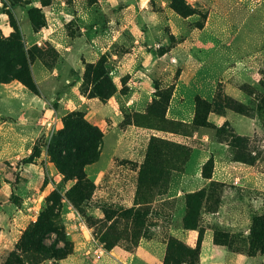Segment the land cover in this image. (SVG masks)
Instances as JSON below:
<instances>
[{
  "label": "rangeland",
  "instance_id": "obj_1",
  "mask_svg": "<svg viewBox=\"0 0 264 264\" xmlns=\"http://www.w3.org/2000/svg\"><path fill=\"white\" fill-rule=\"evenodd\" d=\"M3 41L20 57L0 47V264H264V186L214 179L229 122L194 123L181 78L252 56L221 84L263 95L264 0H0Z\"/></svg>",
  "mask_w": 264,
  "mask_h": 264
},
{
  "label": "crops",
  "instance_id": "obj_2",
  "mask_svg": "<svg viewBox=\"0 0 264 264\" xmlns=\"http://www.w3.org/2000/svg\"><path fill=\"white\" fill-rule=\"evenodd\" d=\"M224 49L226 51L228 47H225ZM255 59L256 57L252 56L241 57L238 61L239 64L232 66L228 70H225V68H222L219 64L215 66L210 59L209 61H196L197 64L194 63L192 67L190 66L192 65L190 60H187L184 62L181 78L184 79L187 82V85L194 89L198 95L206 100H213L216 95L218 85L227 81V79L231 78L234 74H243L244 72H247V70L258 73L260 65ZM176 61H179V59L177 58ZM219 66L221 67V71H224L223 74L226 72V76H228L227 78L220 77L221 75L216 73L215 70ZM229 111L231 110H227L223 117H225L238 134L253 136L259 131L261 121L258 117H249L240 114L241 117L232 116V122H230L227 118ZM238 127L242 131H239ZM213 149L212 155L215 162L214 179L222 181L235 179L243 184L257 188L264 186V173L257 171L255 169V165H248L242 162L233 161L230 157L228 145L215 144ZM102 259L103 258L97 260L94 264H100ZM109 261L113 262L114 260L109 259ZM66 263L86 264L83 260L72 256L66 259ZM114 264H116V261Z\"/></svg>",
  "mask_w": 264,
  "mask_h": 264
},
{
  "label": "trees",
  "instance_id": "obj_3",
  "mask_svg": "<svg viewBox=\"0 0 264 264\" xmlns=\"http://www.w3.org/2000/svg\"><path fill=\"white\" fill-rule=\"evenodd\" d=\"M182 6V5H181ZM187 6L181 8V12H185ZM6 41L1 42V55L11 54V57H20V53L15 50V44ZM96 93L98 96L104 98V90L102 83L96 85ZM243 95L247 91L249 95H255V98L246 102L245 100H239L233 94L229 93L223 84H219L216 90V95L213 100H206L204 98L196 97L195 99V115L194 123L211 126L212 122L209 120L211 113H219L220 115H225L227 110H232L242 115L249 117H257L260 113H263L264 106V94L257 96V91L252 89L249 85H242L240 87ZM264 119V118H263ZM217 133L219 135H224L227 138V142L231 148L232 160L236 162H242L248 165H254L256 159L249 155V151L254 150L256 147L253 145L254 139L251 136L237 134L233 127L227 123L221 124ZM248 153V154H247ZM29 162V158H26L23 163ZM211 166V172L213 171V159H209L208 163ZM210 177V176H209ZM14 196L12 193L11 198ZM255 243L264 252V231L259 232L254 238ZM34 263V264H38ZM54 264V263H52Z\"/></svg>",
  "mask_w": 264,
  "mask_h": 264
}]
</instances>
